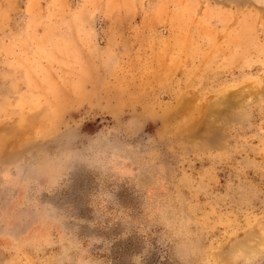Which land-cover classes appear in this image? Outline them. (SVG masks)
Wrapping results in <instances>:
<instances>
[{
    "label": "rangeland",
    "instance_id": "1",
    "mask_svg": "<svg viewBox=\"0 0 264 264\" xmlns=\"http://www.w3.org/2000/svg\"><path fill=\"white\" fill-rule=\"evenodd\" d=\"M0 264H264V0H0Z\"/></svg>",
    "mask_w": 264,
    "mask_h": 264
}]
</instances>
